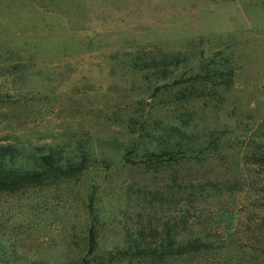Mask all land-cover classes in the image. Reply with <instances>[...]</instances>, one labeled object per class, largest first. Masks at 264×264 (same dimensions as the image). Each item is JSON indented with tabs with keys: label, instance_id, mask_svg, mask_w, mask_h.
<instances>
[{
	"label": "rangeland",
	"instance_id": "1",
	"mask_svg": "<svg viewBox=\"0 0 264 264\" xmlns=\"http://www.w3.org/2000/svg\"><path fill=\"white\" fill-rule=\"evenodd\" d=\"M165 139L194 151L138 156ZM0 146L89 165L0 191L1 260L72 264L93 219L112 249L186 216L211 250L132 264H264V0H0Z\"/></svg>",
	"mask_w": 264,
	"mask_h": 264
},
{
	"label": "trees",
	"instance_id": "2",
	"mask_svg": "<svg viewBox=\"0 0 264 264\" xmlns=\"http://www.w3.org/2000/svg\"><path fill=\"white\" fill-rule=\"evenodd\" d=\"M180 63V56L172 59L174 67H178ZM172 67L173 65L168 64L155 73L160 74L161 78L167 79L173 73L174 67ZM214 71H217V69ZM195 77L199 78V75ZM207 78H211V74L208 73ZM227 84L229 85L230 82H227ZM141 131L148 134L147 129L142 128ZM185 135L189 136V134ZM164 141L166 144L164 148L159 150L145 149L142 151L143 154L138 153L141 154L138 156L144 157L148 162L153 163L155 169H159L165 163H169L170 160L176 162L181 160L177 156H187L194 151L190 150L191 147L187 149L182 146L180 141L175 142V145H173L174 141L170 139ZM191 142L189 143L191 144ZM169 144L173 147H168ZM137 152L136 149L128 152L129 155L126 159L130 160L129 157ZM57 156L54 152H50L47 155L27 158L22 151L20 152L10 146H0V191H19L31 183L56 180L62 175L82 174L89 169L87 156L82 157L80 160L73 158L66 159L63 162ZM208 193L207 189L193 188L190 192H184L178 203L185 196H188L187 201L189 203H193L196 202V199ZM169 198L171 197H165V200L168 201ZM187 222V217L183 216L179 217L177 221L163 223L162 227L159 223L151 227H123L121 239L117 245L112 249H108L103 248L102 244V233L107 227H97V223L93 219L92 225L87 228V235L83 241L84 245L79 251L81 257L72 264H117L120 262L132 264L147 260H158V262L165 263L171 260L195 257L211 250L213 244L206 234V230L198 227H187ZM0 264H17V261L0 259ZM40 264L48 263L42 262Z\"/></svg>",
	"mask_w": 264,
	"mask_h": 264
}]
</instances>
